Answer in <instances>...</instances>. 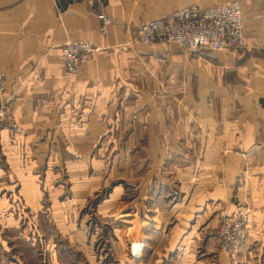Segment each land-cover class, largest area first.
I'll return each mask as SVG.
<instances>
[{"label":"crops","instance_id":"crops-1","mask_svg":"<svg viewBox=\"0 0 264 264\" xmlns=\"http://www.w3.org/2000/svg\"><path fill=\"white\" fill-rule=\"evenodd\" d=\"M230 1L241 7L242 50L187 52L135 38L149 20ZM99 14L111 20L106 36ZM69 41L99 50L65 81L60 52ZM0 73L11 98L10 124L0 127L6 169L0 168V185L7 175L11 189L34 191L39 168L75 158L71 143L126 138L118 151L126 167L142 159L129 183L136 194L132 212L121 211L131 207L128 201L116 206V219L127 217L132 256L141 252L147 225L171 224L166 242L152 232L156 245L149 243L140 264H264L261 0H0ZM139 140L146 144L129 152ZM166 141L188 143V149L166 152ZM219 210L233 220L244 217L247 234L232 260L217 256ZM122 247L114 248L121 253L118 264H130Z\"/></svg>","mask_w":264,"mask_h":264},{"label":"rangeland","instance_id":"rangeland-1","mask_svg":"<svg viewBox=\"0 0 264 264\" xmlns=\"http://www.w3.org/2000/svg\"><path fill=\"white\" fill-rule=\"evenodd\" d=\"M181 106L184 110L185 104ZM9 124L2 123L0 127ZM121 141L108 143L102 137L93 144L71 143L75 158L71 154L69 158L50 161L48 169L39 168L34 191L11 189L6 184L7 175L4 177L5 185H0V264H118L121 253L117 255L114 248L124 245L126 262L140 264L149 243L156 245L152 232L160 233L162 242L172 236L167 232L171 224L158 229L149 224L140 232L141 252L132 256L130 236L125 230L127 217L116 219V206L120 200L128 201L131 207L121 211L132 212L136 194L129 183L133 167L136 170L142 159L135 158L127 168L118 151L125 150L128 142L126 138ZM145 144L142 140L134 142L128 145L129 152L137 154ZM188 145L166 141L162 148L172 153L174 148L182 147L184 151ZM4 166L5 160L0 158V168L6 170ZM32 247L36 250L33 260Z\"/></svg>","mask_w":264,"mask_h":264},{"label":"built area","instance_id":"built-area-1","mask_svg":"<svg viewBox=\"0 0 264 264\" xmlns=\"http://www.w3.org/2000/svg\"><path fill=\"white\" fill-rule=\"evenodd\" d=\"M264 17V0H261ZM99 31L108 33L111 20L99 14ZM141 44L153 47L174 44L187 52L239 51L246 47L244 20L240 4L236 1L217 3L210 7L188 6L171 14L145 22L135 37ZM99 48L90 42H66L60 52L62 79L71 80L79 75ZM5 82L0 73V124L10 123L11 98L4 95ZM216 238L220 256L233 257L238 244L246 236L244 217L233 220L225 211L218 216Z\"/></svg>","mask_w":264,"mask_h":264},{"label":"trees","instance_id":"trees-1","mask_svg":"<svg viewBox=\"0 0 264 264\" xmlns=\"http://www.w3.org/2000/svg\"><path fill=\"white\" fill-rule=\"evenodd\" d=\"M30 256H31L30 258H31L32 260H33V259H34V257H35V255H34V253H33V251H32V250L30 251Z\"/></svg>","mask_w":264,"mask_h":264}]
</instances>
